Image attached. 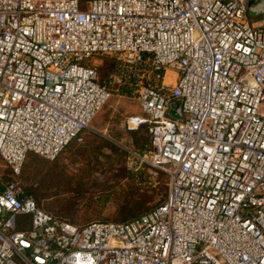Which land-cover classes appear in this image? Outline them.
<instances>
[{
    "label": "built area",
    "instance_id": "1",
    "mask_svg": "<svg viewBox=\"0 0 264 264\" xmlns=\"http://www.w3.org/2000/svg\"><path fill=\"white\" fill-rule=\"evenodd\" d=\"M249 0H0V158L54 161L111 97L115 57L168 179L124 222L71 224L0 187V264H264V13ZM257 0H254V3ZM174 74L165 83L167 73ZM181 103V119L169 116Z\"/></svg>",
    "mask_w": 264,
    "mask_h": 264
},
{
    "label": "rangeland",
    "instance_id": "2",
    "mask_svg": "<svg viewBox=\"0 0 264 264\" xmlns=\"http://www.w3.org/2000/svg\"><path fill=\"white\" fill-rule=\"evenodd\" d=\"M96 63L99 83L111 97L82 141L72 142L52 162L29 154L16 178L0 158V186L14 182L43 210L77 226L127 221L161 204L168 190L166 174L138 158L150 147L146 129L127 128L126 119L141 113L124 86L130 73L115 57ZM260 112L264 115V103Z\"/></svg>",
    "mask_w": 264,
    "mask_h": 264
},
{
    "label": "water",
    "instance_id": "3",
    "mask_svg": "<svg viewBox=\"0 0 264 264\" xmlns=\"http://www.w3.org/2000/svg\"><path fill=\"white\" fill-rule=\"evenodd\" d=\"M248 13L256 18L259 15L264 13V0H257L254 3V0H249L248 1ZM169 116L173 119H181L182 114H181V103L180 102H176L173 103L170 107L169 110Z\"/></svg>",
    "mask_w": 264,
    "mask_h": 264
},
{
    "label": "bare ground",
    "instance_id": "4",
    "mask_svg": "<svg viewBox=\"0 0 264 264\" xmlns=\"http://www.w3.org/2000/svg\"><path fill=\"white\" fill-rule=\"evenodd\" d=\"M169 73H170V72H169ZM172 74H173V73H172ZM167 76H169L168 73H167V75H166V77H165V83H168V84L172 83L173 80H174V78H173V80H172L171 82H169V80H167V79H168ZM173 77H174V74H173Z\"/></svg>",
    "mask_w": 264,
    "mask_h": 264
},
{
    "label": "trees",
    "instance_id": "5",
    "mask_svg": "<svg viewBox=\"0 0 264 264\" xmlns=\"http://www.w3.org/2000/svg\"><path fill=\"white\" fill-rule=\"evenodd\" d=\"M98 73H99V70H98ZM146 131H147V130H146ZM9 171H10V170H9ZM10 175H11V172H10ZM11 177L14 178L12 175H11ZM1 186H3V185H1ZM1 186H0V187H1ZM25 193L29 194L27 191H26ZM135 217H136V216H135ZM133 218H134V217H133ZM130 219H131V218H130Z\"/></svg>",
    "mask_w": 264,
    "mask_h": 264
},
{
    "label": "crops",
    "instance_id": "6",
    "mask_svg": "<svg viewBox=\"0 0 264 264\" xmlns=\"http://www.w3.org/2000/svg\"><path fill=\"white\" fill-rule=\"evenodd\" d=\"M170 74L172 75V76L170 77V79H171V81H172L174 77H173V74H172V73H170ZM171 81H170V82H171Z\"/></svg>",
    "mask_w": 264,
    "mask_h": 264
}]
</instances>
